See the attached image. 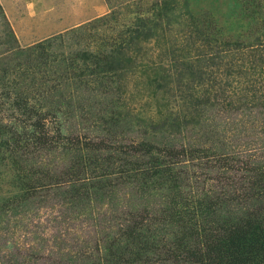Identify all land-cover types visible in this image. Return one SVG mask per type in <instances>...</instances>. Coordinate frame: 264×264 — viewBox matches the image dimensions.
Wrapping results in <instances>:
<instances>
[{
  "label": "rangeland",
  "instance_id": "obj_1",
  "mask_svg": "<svg viewBox=\"0 0 264 264\" xmlns=\"http://www.w3.org/2000/svg\"><path fill=\"white\" fill-rule=\"evenodd\" d=\"M165 1L174 23L137 26L138 14L157 22ZM26 108L51 145L31 141L38 116ZM0 124L20 143L0 157V264H176L152 252L134 261L139 244L125 249L120 235L136 221L143 240L172 241L179 225L159 222L162 209L187 199L219 196L232 215L253 204L243 198L264 167V0H0ZM149 147L175 180L144 184Z\"/></svg>",
  "mask_w": 264,
  "mask_h": 264
},
{
  "label": "trees",
  "instance_id": "obj_2",
  "mask_svg": "<svg viewBox=\"0 0 264 264\" xmlns=\"http://www.w3.org/2000/svg\"><path fill=\"white\" fill-rule=\"evenodd\" d=\"M155 5L157 19L159 21L157 20V22L152 24V19H149L148 17H140L138 14L135 17V23L137 26L142 25L148 28L154 27L159 30L161 25L164 24V19L166 20L167 26H170L172 23L170 19L173 20V23L176 21L175 19L177 15L175 16L172 12L173 2H157ZM155 10L153 12H155ZM145 36L149 37L150 34H146ZM113 54L114 52H110L107 55H103L100 58V61L106 62L111 60L110 58H112ZM45 58H47V56H45ZM95 64H97V62H95ZM2 70H4V74L7 71L4 67ZM71 71L73 72V68ZM94 71L95 70H93V72ZM58 73H60V71H54L52 75ZM99 73L100 72L96 73V75L93 73L92 75L98 77ZM73 74L74 78L78 76V74L74 72ZM70 75L72 76V74ZM73 77L69 79L73 81ZM251 77H253V75ZM58 78L61 79L60 77ZM2 94L4 97L7 96V92L4 89L1 92V95ZM18 102H13V105L20 107V103ZM26 112L32 115L34 114L35 117L40 113L39 110L37 113L30 108H26ZM48 113L50 112H47L45 116ZM33 123L36 126L35 131H38V136H35L31 141L35 143L38 142V146L51 145L54 139L51 137V141H49L51 144L48 143V140L46 139L47 130L42 127V122L41 119H39V116L38 119L35 118V122ZM1 127L2 126H0V136H3L5 139H0V157L5 155L3 149H6V151L8 150V153L12 154V152H15L16 149L20 148L19 140L11 138L7 131ZM55 131L59 134L58 136L61 139L62 137L59 131L56 130V128ZM70 140L72 141L73 139L70 138ZM73 144H81V142L76 138L73 140ZM100 146L101 144L98 146L87 143L83 148L79 149H95ZM143 147L144 146H140V148L136 147L134 150L138 151ZM153 149L154 148L149 147L147 153L150 154L153 152ZM161 151L162 150H160V153L164 152ZM155 152L150 154V163L148 162V164L151 166L142 172L144 184L158 177L166 178L167 176V178H169L167 179L168 181L174 179L168 171L169 166L165 165L166 162L164 163L163 160H160L154 155ZM184 153V151H171L170 153H166V157L168 156L170 160L179 159L180 156L185 155ZM0 160L2 159L0 158ZM253 171L254 173L248 180L251 192L248 194V198H243L244 202L248 201L247 199L249 198H254L252 202L253 204H251L249 208L244 210L241 208L236 215H232L227 210L224 214L219 213L218 211H221L224 208L223 202H226V200L221 201L219 196L208 197V195L196 200L187 199L186 201H183V208L180 210L178 209L177 212L174 211V209H171V207L168 209L167 207L170 205H165L162 209L163 214L161 215L162 218H160L159 222H163L164 224L175 223L177 226L179 225L178 233L176 234L174 232L175 236L172 241H166V243L165 239H162L159 243L150 240V238L149 240H143L146 235H144V233L137 234V228L139 227L140 229V226L133 220L137 215L130 214V218L132 219V222H134L132 225H127L120 235L123 246H125V249H130L129 247L136 249V246L139 244L137 247L139 251L136 249L132 252L133 257H135L134 261L146 258V255L149 252H152L160 255L159 259H161V261L173 260L176 264H264V167L261 165L253 167ZM16 181L21 182L22 179H19L18 177ZM169 187L170 190L175 191L177 185L173 181ZM82 188V191L80 188L76 189L75 192L77 197H80L83 191H85L84 195H89V187L87 186L85 188L84 186ZM240 199V196H234L230 197L229 201H239ZM176 214L179 216L176 217ZM138 236L141 237L139 241L137 240Z\"/></svg>",
  "mask_w": 264,
  "mask_h": 264
}]
</instances>
